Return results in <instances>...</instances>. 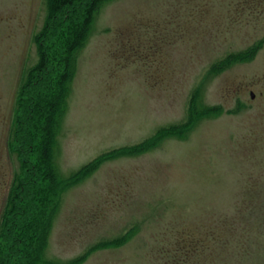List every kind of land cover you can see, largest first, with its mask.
<instances>
[{"label":"rangeland","instance_id":"374dc122","mask_svg":"<svg viewBox=\"0 0 264 264\" xmlns=\"http://www.w3.org/2000/svg\"><path fill=\"white\" fill-rule=\"evenodd\" d=\"M91 1L0 0V229L37 178L10 262L264 264V0H101L67 53Z\"/></svg>","mask_w":264,"mask_h":264},{"label":"trees","instance_id":"16d2710c","mask_svg":"<svg viewBox=\"0 0 264 264\" xmlns=\"http://www.w3.org/2000/svg\"><path fill=\"white\" fill-rule=\"evenodd\" d=\"M80 0H44L45 3V8H46V12H47V22L48 21H55L56 19H58V16L60 14H62L63 11L69 9L75 2H79ZM101 0H92L89 4V6L86 7V9L84 10V17L82 20V23L79 27V29L76 31V33L74 34L72 40L70 41V43L67 46V53H70L80 42V40H82L84 38V34L85 31L87 29V27L89 26V24L92 21L93 18V12L95 10V5L97 2H99ZM61 19V18H60ZM51 25V24H50ZM264 40V39H263ZM256 46H253L252 48H250V50L255 49ZM44 67V57H40L39 59V65L36 67L37 71H41ZM66 78V75L63 74L61 76L62 81H64ZM62 83V82H61ZM22 93H24V90H22ZM60 93L57 94L54 99L49 103V105L45 108L43 105L42 106H38V110H37V114L38 116H42L45 114V125L43 126V145L41 148V157L43 159V161L46 162V159L48 158V155L50 154V144L49 140H52V127H53V117L56 114L57 115V109H58V105L60 102ZM29 109V108H28ZM18 122V121H17ZM15 122V125H17L18 123ZM17 133L16 130H12V134L15 136V134ZM17 139V138H16ZM13 142V141H12ZM102 157H100L98 160H94L90 163V165H93L97 162H100L102 159ZM97 161V162H96ZM89 165V166H90ZM87 167V168H86ZM86 169L84 171H86L88 169V165H86ZM19 173L18 175H15L14 178L12 179L11 183H10V190H9V196H8V200H7V207H6V211L4 212V217H3V221L1 223V229H0V240L4 237V236H8L10 241L13 242L12 245L7 246V250L5 249V251L8 254V258L7 255L4 256L3 252L2 255H0V264H13V262L11 260V257H19V253L20 251L18 250V242L15 240V236H13L11 234V231L9 232V229L5 230V226L8 222L7 215H11V213L15 212V209L17 207V202L19 199L18 194L20 193V191L22 192V196L21 199L24 200L26 192L28 191V180L32 179V180H36L37 178L34 177V174L30 175V177L28 176V178L25 177V174ZM31 180V182H32ZM20 210H24L21 209ZM26 210H24L21 214H25ZM12 216V215H11ZM17 216V215H16ZM12 218V221L14 222V220L16 219ZM19 217V216H17ZM28 217V215H27ZM7 218V219H6ZM13 222L11 224H13ZM9 225V223H8ZM15 228V226L13 227V229ZM16 229V228H15ZM25 256V255H24ZM26 263V262H23ZM21 263V264H23ZM28 264V263H27Z\"/></svg>","mask_w":264,"mask_h":264},{"label":"water","instance_id":"95a60500","mask_svg":"<svg viewBox=\"0 0 264 264\" xmlns=\"http://www.w3.org/2000/svg\"><path fill=\"white\" fill-rule=\"evenodd\" d=\"M253 95H251V97H252Z\"/></svg>","mask_w":264,"mask_h":264}]
</instances>
